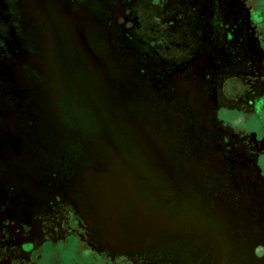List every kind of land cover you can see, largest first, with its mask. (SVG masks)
Listing matches in <instances>:
<instances>
[{"label":"flooded vegetation","instance_id":"1","mask_svg":"<svg viewBox=\"0 0 264 264\" xmlns=\"http://www.w3.org/2000/svg\"><path fill=\"white\" fill-rule=\"evenodd\" d=\"M74 242L264 264V0H0V264Z\"/></svg>","mask_w":264,"mask_h":264},{"label":"water","instance_id":"2","mask_svg":"<svg viewBox=\"0 0 264 264\" xmlns=\"http://www.w3.org/2000/svg\"><path fill=\"white\" fill-rule=\"evenodd\" d=\"M143 225L142 228L139 227L138 230L135 228H126L120 229L118 225L110 223L108 230L104 233L103 238L108 240L111 244L116 245L117 247H120L122 250H130L133 247L140 245L144 246L146 244L151 243V240L149 237L148 231L150 230L151 237L153 236H161L163 226L160 224L162 221H164L162 218H144L143 219ZM182 220L180 218L175 219V231L177 232V228L181 226ZM147 224V226H146ZM149 229V230H148ZM155 229V230H154ZM152 230H154V234L152 233ZM166 230V229H165ZM175 232V235L177 233Z\"/></svg>","mask_w":264,"mask_h":264},{"label":"rangeland","instance_id":"3","mask_svg":"<svg viewBox=\"0 0 264 264\" xmlns=\"http://www.w3.org/2000/svg\"><path fill=\"white\" fill-rule=\"evenodd\" d=\"M37 264H103V256L92 254L86 246L67 243L51 247L41 254Z\"/></svg>","mask_w":264,"mask_h":264}]
</instances>
